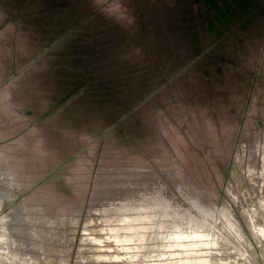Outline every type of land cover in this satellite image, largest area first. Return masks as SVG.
I'll use <instances>...</instances> for the list:
<instances>
[{
    "label": "rangeland",
    "instance_id": "1",
    "mask_svg": "<svg viewBox=\"0 0 264 264\" xmlns=\"http://www.w3.org/2000/svg\"><path fill=\"white\" fill-rule=\"evenodd\" d=\"M255 2L216 26L193 0H0V143L27 221L48 236L56 215L86 239L80 221L94 196L147 170L178 204L235 209L238 241L221 214L211 220L237 244L218 264H264L242 217L259 206L231 200L264 178V0ZM69 244L66 262L77 240Z\"/></svg>",
    "mask_w": 264,
    "mask_h": 264
},
{
    "label": "bare ground",
    "instance_id": "2",
    "mask_svg": "<svg viewBox=\"0 0 264 264\" xmlns=\"http://www.w3.org/2000/svg\"><path fill=\"white\" fill-rule=\"evenodd\" d=\"M262 141L264 142V135ZM136 175L130 178L139 180L140 176ZM155 179L156 186L149 191L142 188L140 184L134 183L122 185L121 188L125 191L121 192L119 185H113V188L109 185L111 189L107 191L108 193L105 187L104 193L110 198L99 201L98 198H102L101 194L94 196L95 199L88 208L85 219L81 221L82 233L90 232L91 235L86 239L82 235L75 238L72 234L74 229L69 232L57 231L55 243L42 235L37 226L27 221L24 205L17 195V186L11 187L8 181L0 178V264H98L95 262L102 260L106 261L103 264H145V259L151 257H154V261L149 264H192L194 262L218 264L219 261L225 263L233 254L237 244L230 242L228 237L225 241V238L216 234L215 232L220 231V228L213 226L211 220L215 219V214H221L226 221L223 229L227 234L238 233L236 237L238 241L244 234V226L236 216L235 209L229 203L224 202L217 207L212 200L204 199L205 202H200V199L198 201L195 198H186L190 207L182 205L181 201L178 204L172 201L169 195H164L166 192L162 194L165 186L161 188L158 177L156 176ZM242 194L243 198H236L237 196L234 197L233 194H231L232 199L229 197L235 200L241 210L247 207L256 209V204L259 206L257 207L262 213L259 210L246 211L242 213V217L258 246L261 247L264 245V178L259 176L250 178L245 194ZM118 195L121 197L116 198ZM113 197L118 202L111 204L110 200ZM180 205L186 210H181ZM230 211L234 215L228 213ZM137 229L139 233L135 238L121 239V234L133 236L130 233ZM55 233L53 231V235ZM213 234L215 237L210 240L211 242L205 240ZM72 239L77 240L72 254L73 261L66 262L60 253L64 251L61 243L68 249ZM87 242L94 247L84 246ZM125 242L132 245L123 248L122 244ZM214 244L218 247L212 249ZM196 245L199 247L187 249ZM135 248L139 251L133 256ZM96 251H103L102 257L89 254ZM207 252L210 255L206 257L204 254ZM226 253L230 255H225ZM224 255L227 257L226 260ZM133 258L137 263L131 262ZM238 264H244V261L241 260Z\"/></svg>",
    "mask_w": 264,
    "mask_h": 264
},
{
    "label": "crops",
    "instance_id": "3",
    "mask_svg": "<svg viewBox=\"0 0 264 264\" xmlns=\"http://www.w3.org/2000/svg\"><path fill=\"white\" fill-rule=\"evenodd\" d=\"M13 111L14 112H19V110L18 109H16V108H13ZM4 120H3V118L2 117H0V127H2L3 125H4ZM0 132H1V130H0ZM3 146L1 145V143H0V162L2 163H0V178H3V179H5L6 181H8L9 182V179L12 181V184L13 185H16V178H15V174L14 173H12L11 171H10V169H9V166H10V164H9V162H8V158L5 156V154L3 153L4 152V150H3V148H2ZM1 173H4V174H6L7 176H8V178L6 177V176H4L3 174H1ZM144 174L146 175V176H144ZM136 176H140V179L139 180H137V179H135V178H133V179H131V178H127V179H123L122 181H120L118 184H116V185H119L120 186V192L121 191H125L124 189H122L121 188V186L122 185H129L130 183H134V184H140V186L142 187V188H144L145 190H147V191H149L150 189L151 190H153L154 189V187L156 186V183H155V178H156V175L155 174H153L152 172H145V171H142V172H139ZM137 190H138V188H136ZM106 190V193H108L107 191V189H105ZM110 190V189H109ZM112 191H114L113 189H112ZM105 193V194H106ZM104 193H101V197L102 198H104L106 195H103ZM105 199V198H104ZM108 198H106L105 200H107ZM28 206H31L30 204L28 205ZM34 206H36V208L37 209H40L41 211H43V208L41 207V206H39V207H37V205H34ZM31 209H35V208H33L32 206H31ZM41 220H47V219H50V217H48V216H44V214H41ZM51 218H53V219H50V221H48V225H53V229H50V232H49V234H48V236L47 235H45L44 233L42 234L41 232V234L42 235H44L45 237H47L51 242H57L56 241V236L55 235H57L58 233H57V231L59 232V231H62L61 230V228H59L58 227V225H60L62 222H64L65 220H62L61 221V219H60V217L59 216H54V215H51ZM81 222V221H80ZM31 223H33L34 225H37L36 223H34V222H31ZM65 224L64 225H67L66 223H68V222H64ZM69 225V224H68ZM72 229H68V228H66V230L64 229L63 231L64 232H69V231H71ZM53 231L54 232H56L54 235H53ZM93 247H94V245H93ZM96 247V246H95ZM28 262V261H27ZM27 264V263H26Z\"/></svg>",
    "mask_w": 264,
    "mask_h": 264
},
{
    "label": "flooded vegetation",
    "instance_id": "4",
    "mask_svg": "<svg viewBox=\"0 0 264 264\" xmlns=\"http://www.w3.org/2000/svg\"><path fill=\"white\" fill-rule=\"evenodd\" d=\"M195 2V11L197 12L198 16L204 17L207 24H212L216 26L222 25L224 21L226 20H221L220 13L225 12V7L223 5L222 0H193ZM256 0H239V2L234 1V0H227V5H228V13L227 15L229 16L230 20H227V22H233L234 18L243 15L247 11H249V7L245 8L246 5L248 6H256L255 2ZM237 4H240V7H238ZM240 8V9H239ZM252 8V7H251ZM190 10V9H189ZM247 10V11H245ZM239 14V15H238ZM0 92H3V89L0 88Z\"/></svg>",
    "mask_w": 264,
    "mask_h": 264
},
{
    "label": "water",
    "instance_id": "5",
    "mask_svg": "<svg viewBox=\"0 0 264 264\" xmlns=\"http://www.w3.org/2000/svg\"><path fill=\"white\" fill-rule=\"evenodd\" d=\"M206 2H207V0H205ZM234 1H237V2H239V0H234ZM246 1V0H245ZM222 2H223V5H224V7H225V12H222L221 11V13H220V16H221V20H230L229 19V16L227 15V13L229 12L228 11V5H227V0H222ZM240 3V2H239ZM238 5V7H240V4H237ZM240 9V8H239ZM239 15V14H238ZM230 21H232V19L230 20Z\"/></svg>",
    "mask_w": 264,
    "mask_h": 264
}]
</instances>
